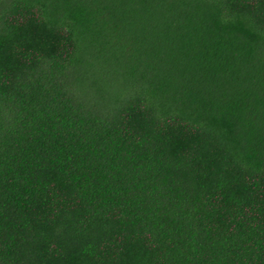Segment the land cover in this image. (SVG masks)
<instances>
[{
	"label": "trees",
	"instance_id": "16d2710c",
	"mask_svg": "<svg viewBox=\"0 0 264 264\" xmlns=\"http://www.w3.org/2000/svg\"><path fill=\"white\" fill-rule=\"evenodd\" d=\"M0 264H264V0H0Z\"/></svg>",
	"mask_w": 264,
	"mask_h": 264
}]
</instances>
